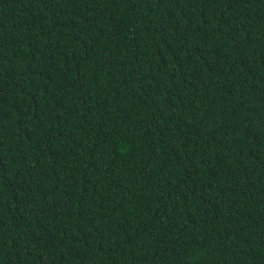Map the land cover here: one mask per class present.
<instances>
[{
    "label": "trees",
    "instance_id": "obj_1",
    "mask_svg": "<svg viewBox=\"0 0 264 264\" xmlns=\"http://www.w3.org/2000/svg\"><path fill=\"white\" fill-rule=\"evenodd\" d=\"M0 264H264V0H0Z\"/></svg>",
    "mask_w": 264,
    "mask_h": 264
}]
</instances>
